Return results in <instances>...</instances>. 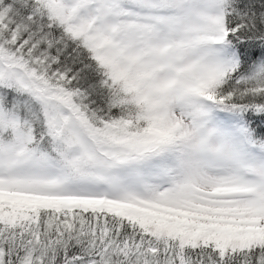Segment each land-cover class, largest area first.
<instances>
[{"label": "snow or ice", "instance_id": "snow-or-ice-1", "mask_svg": "<svg viewBox=\"0 0 264 264\" xmlns=\"http://www.w3.org/2000/svg\"><path fill=\"white\" fill-rule=\"evenodd\" d=\"M0 264H264V0H0Z\"/></svg>", "mask_w": 264, "mask_h": 264}]
</instances>
